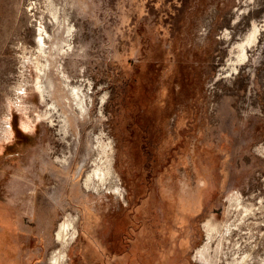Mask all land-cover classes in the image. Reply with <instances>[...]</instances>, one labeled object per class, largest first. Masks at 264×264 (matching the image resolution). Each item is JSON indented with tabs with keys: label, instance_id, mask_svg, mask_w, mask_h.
Wrapping results in <instances>:
<instances>
[{
	"label": "rangeland",
	"instance_id": "374dc122",
	"mask_svg": "<svg viewBox=\"0 0 264 264\" xmlns=\"http://www.w3.org/2000/svg\"><path fill=\"white\" fill-rule=\"evenodd\" d=\"M67 214L65 264H264V0H0V264Z\"/></svg>",
	"mask_w": 264,
	"mask_h": 264
},
{
	"label": "bare ground",
	"instance_id": "6f19581e",
	"mask_svg": "<svg viewBox=\"0 0 264 264\" xmlns=\"http://www.w3.org/2000/svg\"><path fill=\"white\" fill-rule=\"evenodd\" d=\"M54 17L57 19L56 14L54 15ZM48 34L49 33L47 32V30L44 27H42V28H40L38 36L36 38L37 43H38V48H39L38 50L40 51V54L44 58L41 60H36V66H37V70H38L36 87L40 91V94H41L43 101H45L48 105L47 109L45 111V114H48V116L51 117L54 113V109H55V112H57L59 109L57 108L58 105H56V102L52 101L49 103V101H47V96L52 97V93L48 92L49 87L47 86V84H53L52 86L54 87V89L56 88L54 81L49 79L50 77L48 74V70H50V64H51V61L48 58V52L45 49V47H47L45 45L46 41H47L46 35L48 36ZM56 69L59 70L58 72L60 73V75H62L63 78H65L64 79L65 83L63 82V85L68 86L71 89V94H73V97H78V100H77L78 108H80V111H83L82 109H84L85 104L83 103L84 101H83L82 95H80L81 88L79 86H76V85H71L70 81L67 80L69 75L64 70V67H61V68L56 67ZM57 113H60V112H57ZM60 115H61V113H60ZM61 120L65 124L68 122V120L65 117L62 118ZM111 160L112 159L108 158V156H107V159L105 161V165L101 166L100 164L96 163V166L93 169L92 173H88L87 176L85 177V185L86 186L91 185V181H92V178L94 175H97L98 176L97 178H102V179L105 178V176H107L106 174L110 173V171L112 169ZM108 176H111V174ZM204 225L206 227L208 236H210L212 234L213 229L215 228V224L213 222H211L210 220H208V221L206 220V222H204ZM76 235H77L76 217H74L71 214H67L64 217V219L60 222L58 229L56 231V238L59 240V243L61 245V249L58 251V253H54L52 255L51 260H52L53 264H65L64 258L66 255V248H67L70 240H72L73 237H75ZM208 250L209 249H208L207 244L204 243L202 246H200L196 249L195 255H196V257L199 256V258H201V259H206V258H208V253H209Z\"/></svg>",
	"mask_w": 264,
	"mask_h": 264
}]
</instances>
